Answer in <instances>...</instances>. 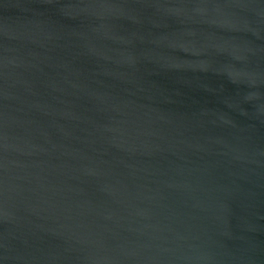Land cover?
Here are the masks:
<instances>
[{
    "label": "water",
    "instance_id": "water-1",
    "mask_svg": "<svg viewBox=\"0 0 264 264\" xmlns=\"http://www.w3.org/2000/svg\"><path fill=\"white\" fill-rule=\"evenodd\" d=\"M0 264H264V0H0Z\"/></svg>",
    "mask_w": 264,
    "mask_h": 264
}]
</instances>
